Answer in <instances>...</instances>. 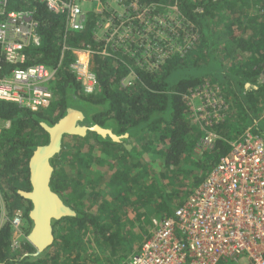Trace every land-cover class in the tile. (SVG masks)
Here are the masks:
<instances>
[{"label": "trees", "instance_id": "1", "mask_svg": "<svg viewBox=\"0 0 264 264\" xmlns=\"http://www.w3.org/2000/svg\"><path fill=\"white\" fill-rule=\"evenodd\" d=\"M130 1L155 6L156 10L168 4L177 6L192 26V44L185 52L169 53L149 70L122 49L97 41L94 30L99 17L94 13L89 14L84 30L72 32L66 15L49 12L42 0L8 1L9 10H32L38 22L42 44L27 50L28 64L42 63L57 69L49 108L34 111L0 102V121L11 124L0 135V185L7 182L10 194L5 197L10 214L22 210L29 225L28 236L33 228L29 217L32 203L19 191L31 190L30 159L39 146L49 143L41 123L53 126L69 108L83 111L88 126L85 137H71L93 136L100 144L119 147L123 156L116 164L109 161L112 200L108 202L106 194L93 215L85 207L86 199L71 206L63 190L56 189L59 175L55 159L62 152L54 157L51 187L76 216L53 221L54 243L42 253L28 240L12 249L13 229L10 224L2 226L0 264H85L84 257L93 243L110 247L114 254L120 248L128 253L138 240L124 239L122 225L112 229L121 216L133 212L135 222L128 223H139L143 230L153 215L170 217L229 154L233 141L248 132L264 138V119L260 116L264 107V0ZM80 50L92 53L98 88L91 95L81 93V84L70 69L76 60L74 52ZM129 76L132 86L125 87L122 81ZM206 78L220 88L223 108L193 111L192 95ZM215 112L220 118L213 119ZM208 134L215 137L214 146L201 151L198 146ZM135 138L143 142L148 157L131 149V139ZM111 153L110 159L116 160ZM22 184L26 185L24 190ZM100 194L104 192L92 186L87 199L98 201Z\"/></svg>", "mask_w": 264, "mask_h": 264}, {"label": "built area", "instance_id": "2", "mask_svg": "<svg viewBox=\"0 0 264 264\" xmlns=\"http://www.w3.org/2000/svg\"><path fill=\"white\" fill-rule=\"evenodd\" d=\"M8 1L0 0V102L41 111L54 100L51 85L57 69L28 64L27 50L42 44L38 22L32 10H9ZM42 1L49 12L66 15L70 31L84 30L87 18L76 0ZM90 53L84 52L70 66L87 95L98 88L89 61L84 60ZM127 82L122 84L132 86L133 81ZM195 95L206 99L199 90L193 99ZM207 102L215 108L213 101ZM220 116L215 112L213 119ZM207 117L208 113L202 116ZM8 128L0 121V135ZM214 142L212 134L201 141L208 148ZM230 145L229 154L124 264H264V138L248 132ZM24 220L18 211L10 222L14 250L27 240Z\"/></svg>", "mask_w": 264, "mask_h": 264}, {"label": "rangeland", "instance_id": "3", "mask_svg": "<svg viewBox=\"0 0 264 264\" xmlns=\"http://www.w3.org/2000/svg\"><path fill=\"white\" fill-rule=\"evenodd\" d=\"M76 1L86 18L90 13L98 15L99 18L94 30L97 41L107 43L113 49H122L136 59L140 66H145L149 70H154L169 53L185 52V48L192 44V26L186 21L185 15L177 6H168V4V7L165 6L164 9L156 10L155 6H142L136 1L130 0ZM254 12L255 10L252 9L251 13ZM221 13L218 16H222ZM88 51L90 52V50ZM84 60L89 61L90 70L93 72L92 54ZM123 81L128 83L127 81H133V79L129 76ZM214 86L207 78L203 81V85L199 86L197 90L206 99L195 95L196 97L194 96L195 98H192L190 103L193 111L209 108L207 100L213 101L215 106L223 108V101L218 93L220 88ZM51 87L53 90L55 85H51ZM81 93L87 95L82 84ZM71 105L76 106V102H72ZM260 116L261 119H264V107L260 111ZM142 145L143 142L139 141L138 138L131 139V149H135L137 153L146 158L148 153L142 148ZM198 148L201 151L208 149L202 144H199ZM199 149L198 151H200ZM111 152L116 155V160L110 159V156L113 155ZM120 155L122 157L123 152L121 153L119 147L100 144L94 140L93 136L84 139L67 136L64 139L62 153L55 159L59 175L55 178L56 189L63 190L65 201L71 206L72 204H80L81 198L86 199L85 207L93 215L98 211L99 204L106 194L108 202L112 200L113 188L108 184L110 179V165L108 163L110 161L116 164ZM121 157L119 158L121 159ZM90 181L91 184L88 185ZM6 183L0 185V228L6 224L11 225L10 222L15 214L22 211L18 209L13 214L8 211L5 195L9 191ZM92 186L93 188L96 187L97 192H104V194H100L98 201L87 199V195L91 197ZM21 188H26V185L22 184ZM134 219L135 214L130 212L126 217L121 216L116 223H113L114 227H112L115 231L122 225L120 231L122 235L126 233L124 239L134 237L136 241L138 240L130 252L123 253V248H120L114 254L110 247L93 243L88 247L90 250L83 262L85 264L126 263L139 250L148 234L155 231L165 218L153 215L146 230H143L139 223L135 226L128 223L129 221L135 222ZM128 231L130 232L128 233Z\"/></svg>", "mask_w": 264, "mask_h": 264}, {"label": "water", "instance_id": "4", "mask_svg": "<svg viewBox=\"0 0 264 264\" xmlns=\"http://www.w3.org/2000/svg\"><path fill=\"white\" fill-rule=\"evenodd\" d=\"M86 119L83 111L69 108L67 114L53 126L41 123L49 134V143L39 146L30 159L31 190L19 191L24 199L32 203L29 217L33 228L28 235V241L38 253L44 252L54 243L53 221L76 216V212L51 187L54 174L51 162L62 152L64 139L67 136L87 135Z\"/></svg>", "mask_w": 264, "mask_h": 264}, {"label": "crops", "instance_id": "5", "mask_svg": "<svg viewBox=\"0 0 264 264\" xmlns=\"http://www.w3.org/2000/svg\"><path fill=\"white\" fill-rule=\"evenodd\" d=\"M43 2V1H42ZM88 53L89 51L88 50H80V51H75L74 53H75V55H76V58H78V57H81L82 55H83V53ZM90 54H92V53H90ZM5 124H9V125H11L10 124V122H3V125H5ZM173 214V213H172ZM24 229L26 230V233H28L27 231H28V229H29V225H28V223L26 222V220H24ZM26 241V240H25Z\"/></svg>", "mask_w": 264, "mask_h": 264}, {"label": "clouds", "instance_id": "6", "mask_svg": "<svg viewBox=\"0 0 264 264\" xmlns=\"http://www.w3.org/2000/svg\"><path fill=\"white\" fill-rule=\"evenodd\" d=\"M25 218V217H24ZM27 240H28V236H27Z\"/></svg>", "mask_w": 264, "mask_h": 264}]
</instances>
